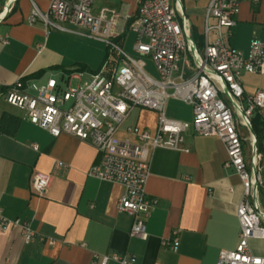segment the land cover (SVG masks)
Returning a JSON list of instances; mask_svg holds the SVG:
<instances>
[{
    "label": "crops",
    "instance_id": "crops-1",
    "mask_svg": "<svg viewBox=\"0 0 264 264\" xmlns=\"http://www.w3.org/2000/svg\"><path fill=\"white\" fill-rule=\"evenodd\" d=\"M31 1L45 12L50 0ZM31 1L0 0V35L7 37V44L0 43V88L11 86L18 78L39 85L55 79L44 81L47 74H58L59 81L55 80L62 85L68 76L72 77L71 86L74 81L82 84L84 74L89 72L91 77L95 72L67 57L72 37H88L76 30L84 28L58 24L65 31L52 28L59 34H48L40 23L28 25ZM208 2L203 7L200 29L194 25L193 17L186 15L183 3L196 46L194 37L203 44ZM102 3L104 6L95 5V9L107 7L134 17L137 14L135 0ZM235 21L227 45L247 55L253 39L264 40V6L243 1ZM214 36L212 32L209 37ZM79 67L84 70L79 71ZM241 86L244 96L264 92V73L243 74ZM165 115L184 122L192 119L188 106L176 100L166 104ZM260 118L264 125V108ZM156 125V113L134 109L123 127L154 134ZM238 129L246 162L249 164L257 156V202L264 215V138L257 150L256 145L253 147L254 140L257 144L255 136L245 127ZM33 144L37 151L32 149ZM183 145L188 153L157 150L151 157L146 194L157 203L146 220L147 240L142 241L130 237L131 218L116 209L122 188L87 175L99 160L98 152L89 143L69 135L52 138L0 96V216L28 222L46 240L24 244L18 227L0 230V264H90L94 254H125L131 264H216L219 251H231L237 246L236 208L243 200V188L235 172L224 168L226 150L216 137L196 136L188 131ZM56 162L65 164L64 171L53 175L47 193L38 196L31 188L32 175L50 173ZM175 230L178 247L173 252L162 242ZM249 248L264 258V240H250Z\"/></svg>",
    "mask_w": 264,
    "mask_h": 264
},
{
    "label": "built area",
    "instance_id": "built-area-1",
    "mask_svg": "<svg viewBox=\"0 0 264 264\" xmlns=\"http://www.w3.org/2000/svg\"><path fill=\"white\" fill-rule=\"evenodd\" d=\"M105 1L50 0L45 12L31 1L26 23H40L46 30L65 31L58 24L84 28L88 37L111 48L115 59L107 60L89 82L77 87L71 86V76L64 85L52 78L42 85L18 78L11 86L0 88V96L52 138L69 135L89 143L98 152L99 160L87 175L122 188L116 209L131 218L130 237L142 241L147 240L146 220L157 203L146 194L153 153L157 150L188 153L183 145L188 131L196 136L216 137L226 150L224 168L235 172L243 188V200L236 208L237 246L231 251H219L216 264H264V258L254 255L249 248L250 240H264V215L257 202L260 184L257 156L249 164L246 162L238 129L242 126L249 130L253 116L260 115L264 108V92L244 96L241 86L243 74L264 73V40L253 39L247 55L226 42L236 25L239 6L245 0H209L201 48L190 37L182 0H135V17L121 9H95L96 2ZM247 1L264 6V0ZM127 28L133 34L135 57L125 53L120 45ZM212 32L215 36L211 39ZM0 43L7 44V37L0 35ZM144 57L153 62L157 78L146 72ZM169 100L190 106L191 121L166 117ZM134 109L156 113L154 134L123 127ZM122 134L126 137H121ZM31 147L37 151L35 144ZM65 167L64 163L56 162L50 173H34L32 190L38 196L45 195L52 176L62 173ZM11 225L20 229L24 244L46 242L28 222L9 221L0 216V230L6 231ZM162 246L175 252L178 230ZM110 262L131 264L125 254H94L90 264Z\"/></svg>",
    "mask_w": 264,
    "mask_h": 264
},
{
    "label": "rangeland",
    "instance_id": "rangeland-1",
    "mask_svg": "<svg viewBox=\"0 0 264 264\" xmlns=\"http://www.w3.org/2000/svg\"><path fill=\"white\" fill-rule=\"evenodd\" d=\"M118 1L119 0H117V2ZM183 3H184L186 15L189 18L193 17L194 25L198 29H200L202 27L201 20L203 17V7L206 5L207 0H196V1L183 0ZM95 5L97 7L104 6V3L96 2ZM53 30L54 29L52 28L47 29L48 34L49 33L51 34V32H55V34H59L57 33V31H53ZM76 30L80 31L81 35L84 36L89 35V32L85 29H76ZM72 38L74 39L71 41L72 48H71V54L69 55V57H67L68 60L71 59L76 63L86 64L90 72L97 73L107 60L111 61L115 59L116 54L111 50V48H108L107 45L101 41L92 39L90 37H72ZM123 40H124L123 44L120 43L123 51L128 55H130L131 57H135V54L132 50L133 34L129 30V28L126 29V34ZM64 43L68 44L70 42H64ZM143 60L146 65L145 67L146 72L150 74L153 78H157V72L151 59L148 57H144ZM57 75L58 74H47L44 81H46V79L50 77H53L56 80H58ZM81 79H82L81 83L89 82L91 80L90 73L88 72L84 74ZM77 86H78V82L74 81L72 87H77ZM173 101L174 100H169L167 104H171ZM188 108L189 110H191L190 106H188Z\"/></svg>",
    "mask_w": 264,
    "mask_h": 264
},
{
    "label": "trees",
    "instance_id": "trees-1",
    "mask_svg": "<svg viewBox=\"0 0 264 264\" xmlns=\"http://www.w3.org/2000/svg\"><path fill=\"white\" fill-rule=\"evenodd\" d=\"M194 38L196 39V42H197L198 47L201 48L202 45H203L202 44V40L199 39L198 37H194ZM78 70L79 71H83L84 68L83 67H79ZM251 129H252L254 135L256 136V139H257L256 146H257V150H258V149H260V140L263 137V131H264V125L262 123V120L260 118V115L255 114L253 116V118L251 119Z\"/></svg>",
    "mask_w": 264,
    "mask_h": 264
},
{
    "label": "water",
    "instance_id": "water-1",
    "mask_svg": "<svg viewBox=\"0 0 264 264\" xmlns=\"http://www.w3.org/2000/svg\"><path fill=\"white\" fill-rule=\"evenodd\" d=\"M249 131L254 135V133H253L251 127L249 128ZM254 136H255V135H254ZM255 138H256V136H255ZM255 145H256V141L254 140V141H253V147H255ZM254 151H255V150H254Z\"/></svg>",
    "mask_w": 264,
    "mask_h": 264
}]
</instances>
